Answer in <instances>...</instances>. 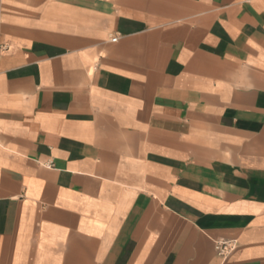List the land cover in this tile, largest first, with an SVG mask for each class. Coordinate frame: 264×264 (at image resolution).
I'll return each instance as SVG.
<instances>
[{
    "label": "crops",
    "instance_id": "0c3cea01",
    "mask_svg": "<svg viewBox=\"0 0 264 264\" xmlns=\"http://www.w3.org/2000/svg\"><path fill=\"white\" fill-rule=\"evenodd\" d=\"M0 264H264V0H0Z\"/></svg>",
    "mask_w": 264,
    "mask_h": 264
},
{
    "label": "built area",
    "instance_id": "2783aa9c",
    "mask_svg": "<svg viewBox=\"0 0 264 264\" xmlns=\"http://www.w3.org/2000/svg\"><path fill=\"white\" fill-rule=\"evenodd\" d=\"M214 247H215L216 256L220 259H224L236 249L237 241L219 239L215 241Z\"/></svg>",
    "mask_w": 264,
    "mask_h": 264
}]
</instances>
